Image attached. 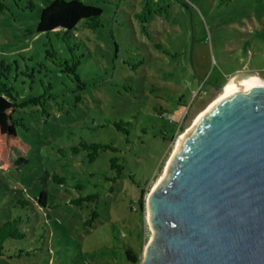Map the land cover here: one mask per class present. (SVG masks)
<instances>
[{
	"label": "rangeland",
	"instance_id": "374dc122",
	"mask_svg": "<svg viewBox=\"0 0 264 264\" xmlns=\"http://www.w3.org/2000/svg\"><path fill=\"white\" fill-rule=\"evenodd\" d=\"M2 1L0 86L31 148L0 164V223L19 216L26 231L0 264H140L147 195L179 136L237 70L264 80V0H84L100 25L66 32L36 29L51 0ZM82 140L109 147L91 160Z\"/></svg>",
	"mask_w": 264,
	"mask_h": 264
},
{
	"label": "water",
	"instance_id": "95a60500",
	"mask_svg": "<svg viewBox=\"0 0 264 264\" xmlns=\"http://www.w3.org/2000/svg\"><path fill=\"white\" fill-rule=\"evenodd\" d=\"M146 211L140 264H264V86L220 98L183 135Z\"/></svg>",
	"mask_w": 264,
	"mask_h": 264
},
{
	"label": "trees",
	"instance_id": "16d2710c",
	"mask_svg": "<svg viewBox=\"0 0 264 264\" xmlns=\"http://www.w3.org/2000/svg\"><path fill=\"white\" fill-rule=\"evenodd\" d=\"M31 6L33 5L30 1ZM5 8L4 1L0 0V14ZM102 8L94 3H88L84 0H51L50 3L40 9L39 18L36 29L38 32H49L52 30L70 31L74 29L81 19H86V24L91 28H96L100 25V15ZM142 61H137L131 64L132 68H137ZM9 88L0 86V164L6 159L9 150H13L18 154H26L31 146L27 143L16 131V126L22 124V120L15 116L17 104L13 101ZM118 122H116L117 124ZM121 124V122L119 123ZM117 124V125H119ZM122 125V124H121ZM183 127L177 128L182 130ZM174 135V134H173ZM172 135V136H173ZM172 139V138H170ZM83 147L92 148L89 153L90 159H94L100 149L109 147V144L100 142H86L82 140ZM79 146L74 148L78 151ZM111 166L118 168V175L122 172L123 164L117 162L116 158L111 159ZM145 188L141 190L139 199L140 207L144 206ZM47 193L43 190L38 196V201L41 204L45 203ZM92 196V195H90ZM82 199L79 198L78 201ZM17 201L22 204H27L28 199L18 197ZM96 215V213H94ZM21 217L15 216L8 218L0 223V254H3L5 242L10 238L21 239L26 236V231L21 227ZM128 258L135 262V254L127 250Z\"/></svg>",
	"mask_w": 264,
	"mask_h": 264
},
{
	"label": "bare ground",
	"instance_id": "6f19581e",
	"mask_svg": "<svg viewBox=\"0 0 264 264\" xmlns=\"http://www.w3.org/2000/svg\"><path fill=\"white\" fill-rule=\"evenodd\" d=\"M250 86H264V80L256 75V74H250L249 76L247 77H242V78H239V79H235V78H230L226 84H225V87L222 89V92L221 94L216 98L214 99L209 105L207 108H205L203 111H201L197 117L195 118L192 126L187 129L184 133H182L179 138H178V141H177V144H176V148L178 146V143H179V140L183 137V135L188 131L190 130L194 125L195 123L200 119V117L213 105L215 104L220 98L224 97V96H228L229 94L231 93H234V92H237V91H240V90H243L247 87H250ZM175 148V149H176ZM163 175L159 178V180L157 181V183L154 185L157 186V184L159 183V181L162 179Z\"/></svg>",
	"mask_w": 264,
	"mask_h": 264
}]
</instances>
